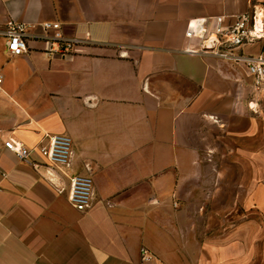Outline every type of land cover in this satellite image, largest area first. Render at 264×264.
<instances>
[{"label": "crops", "instance_id": "1", "mask_svg": "<svg viewBox=\"0 0 264 264\" xmlns=\"http://www.w3.org/2000/svg\"><path fill=\"white\" fill-rule=\"evenodd\" d=\"M254 6L0 0V28L23 24L28 45L10 55L0 35V264H254L264 85L217 56L184 52L189 20ZM45 23L91 44L49 55ZM45 134L71 138L73 172L90 165L85 211L70 205L62 172L5 146L33 147Z\"/></svg>", "mask_w": 264, "mask_h": 264}, {"label": "built area", "instance_id": "2", "mask_svg": "<svg viewBox=\"0 0 264 264\" xmlns=\"http://www.w3.org/2000/svg\"><path fill=\"white\" fill-rule=\"evenodd\" d=\"M44 51L49 55L70 56L83 52L91 40L67 38L57 23H45ZM52 31V32H50ZM5 38L7 52L18 56L27 52L26 32L23 24L9 22L0 28ZM185 36L189 44L184 52L189 54H212L234 66L244 68L255 86L264 85V54L254 49L264 44V9L255 5L251 10L237 15H209L188 21ZM2 75L0 73V87ZM5 146L20 159L26 160L39 154L48 168L58 170L68 180L67 197L70 205L85 211L94 199V180L89 164L83 172H73L72 141L66 134H45L33 147H24L9 140ZM65 188H62L63 191Z\"/></svg>", "mask_w": 264, "mask_h": 264}, {"label": "rangeland", "instance_id": "3", "mask_svg": "<svg viewBox=\"0 0 264 264\" xmlns=\"http://www.w3.org/2000/svg\"><path fill=\"white\" fill-rule=\"evenodd\" d=\"M262 2H259V0H251V4L256 5L260 4ZM264 4V2H263ZM257 215V214H255ZM264 227V216L258 217L257 223L254 225V231H255V241H254V248H255V257H254V264H264V256H262L263 247L261 241V232L262 228Z\"/></svg>", "mask_w": 264, "mask_h": 264}]
</instances>
